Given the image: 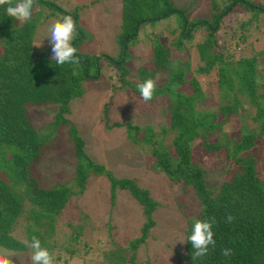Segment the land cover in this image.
<instances>
[{"label": "trees", "instance_id": "obj_1", "mask_svg": "<svg viewBox=\"0 0 264 264\" xmlns=\"http://www.w3.org/2000/svg\"><path fill=\"white\" fill-rule=\"evenodd\" d=\"M211 2L209 16L190 20L171 0H123L121 29L115 40L118 58L78 51L80 63L63 66L53 62L51 56L39 54L36 58L34 38L40 25L49 17L74 16L75 13L77 25V12H64L51 0H36L32 18L21 24L7 16V5L0 6V248L12 253L30 250L12 236L13 228L25 216L26 241L30 243L33 236L37 237L42 247L57 258L55 263L64 260L63 264H66L68 256L77 259L83 251L89 255L92 247L77 241L82 227H75L74 235L63 238V242L51 240L57 219L70 199L81 197L91 178L103 177L111 183L112 207L115 205L114 191L119 187L137 202L144 224L139 237L128 241V247H120L111 241L117 248L104 249L100 255L102 263L149 264L148 261L139 262L137 257L155 225L152 217L159 203L151 199L147 191L138 189L134 180L115 179L104 166L97 165L86 153L85 142L70 119L71 102L83 97L86 81L101 79V63L107 60L116 74L114 78L111 76L112 80L116 79V88L130 90L143 101L137 85L149 78L161 79L157 82L155 98L147 103L151 104L161 96L171 99L165 110L170 115L168 125H162L158 133L148 126L143 129L131 123L125 126L131 143L150 147L156 170L163 172L173 184H182L184 190L190 188L199 202V214L186 223L182 260L186 264H264V175L260 176L256 165L264 135V71L261 68L264 50L236 59L238 44L230 50L233 40L226 39L228 47H223L222 37L217 35L223 18L238 8L251 14L249 21L242 25L244 29L253 23L260 27L259 23L264 22V5L256 0ZM171 17L176 21L169 20ZM77 32L76 48L92 37L78 26ZM165 32L176 37L166 45L158 38ZM201 32H205V37L196 42ZM153 36L156 37L151 40ZM244 38L241 37L240 42H244ZM146 41L151 42L147 54L135 45ZM129 46L138 50L139 57L146 54L149 59L147 65L137 68V80L133 83L125 67L131 58ZM192 50L197 55L194 69ZM213 73L217 74L215 87L204 92L200 78ZM183 86L190 89V95L178 91ZM211 91L217 93L215 100L207 98ZM242 97L254 115L245 111ZM109 105L105 107L106 111ZM28 106L56 108L53 122L36 126L28 114ZM249 119L256 122L257 127L251 128ZM231 124L236 132L229 135L225 128ZM168 136L172 138L166 147L163 143ZM58 139L61 142L66 139L72 145L76 168L71 185L68 182L44 189L40 187L35 168L42 160L43 150L55 149ZM197 140L201 143V151L219 157L223 154L218 163L221 169L235 166L230 177L218 187L207 186L205 177L210 169L194 162L192 153ZM229 214L234 217L231 223L227 222ZM212 217L216 219L213 226L216 247L210 249L206 257L193 260V246L188 240L193 223ZM96 247L98 250L103 248ZM224 248L232 249L233 255L224 257Z\"/></svg>", "mask_w": 264, "mask_h": 264}, {"label": "rangeland", "instance_id": "obj_2", "mask_svg": "<svg viewBox=\"0 0 264 264\" xmlns=\"http://www.w3.org/2000/svg\"><path fill=\"white\" fill-rule=\"evenodd\" d=\"M55 2L61 10L67 13H78L76 20L78 29H82L86 34L91 35L89 41L77 45L81 53L89 55H108L112 59L118 58V48L116 38L121 29V8L123 0H51ZM212 0H171L178 8L186 12L190 20L209 16ZM264 5V0H256ZM66 16V15H62ZM75 16V13H74ZM72 15V17L74 18ZM61 16L49 17L40 25L35 35L33 52L36 58L40 56H52L48 29L52 23L62 19ZM251 14L239 9L223 18L218 37L223 43V47H228L226 39L233 45L230 50L236 47V59L241 55L250 57L264 50V22H260V27L256 23L247 29L242 27L243 23L249 21ZM176 21L171 17L169 20ZM162 22V21H161ZM160 22V23H161ZM164 22V21H163ZM162 22V23H163ZM166 23H163L164 26ZM173 27V23H170ZM163 44H168L176 37L168 32L159 35ZM245 36L244 42L240 38ZM156 36L151 37V40ZM205 32L199 33L196 42L202 41ZM225 41V43H224ZM40 45V46H35ZM136 48L143 49L146 54L150 52L151 42H138ZM130 47V46H129ZM169 49L171 47H168ZM134 47H130V61L125 65L129 70L131 82L137 80V68L148 64L146 54L139 57V52ZM192 69L196 63V52L191 51ZM181 59V57H176ZM264 59V57H262ZM235 59V60H236ZM116 60V59H115ZM105 64L107 65L105 68ZM117 64V63H115ZM102 75L98 81H86L83 85L84 95L71 102L70 119L74 122L80 136L85 142V151L97 165L104 166L106 171H110L115 179L134 180L138 189L147 191L151 199L159 203V207L153 214L154 227L150 230L145 244L138 251V261H148L149 264H186L183 258L185 251L186 223L199 214L200 205L196 201L194 192L190 188H185L182 184H173L167 180L163 172L156 170L155 159L150 155V147L146 145L138 146L133 141L128 140L126 124L131 123L139 128H153L154 132H159L162 125H168L169 113H166V106L170 103L169 97H160L153 103H146L127 89L116 88V77L112 70L111 63L102 61ZM264 71V65H261ZM167 74H165L166 77ZM216 73L211 76L201 77V86L204 92L215 87ZM113 77V78H114ZM161 79H157V82ZM179 92L190 95V89L181 87ZM217 93L211 91L207 98L215 100ZM110 103L108 110L105 107ZM241 103L246 112H252L245 98H241ZM28 114L36 126H41L48 122H53L56 108L50 106H28ZM254 115V112H252ZM234 120H232V123ZM251 128L257 127L252 119L248 121ZM123 124V126H114ZM235 126L231 124L225 131L232 135L236 132ZM159 138H161L159 136ZM172 136H168L164 145L168 147ZM262 150L259 160L257 159V169L260 176L264 175V135L261 139ZM200 141H196L193 146L192 157L194 162L199 163L206 169H210L205 180L208 187H218L232 174L235 166L232 164L225 169L220 168V157L201 151ZM41 162L35 168L39 175L40 187L52 189L56 185L70 183L76 168V160L73 157L72 145L63 139L57 140L55 149L46 148L42 152ZM89 186L81 197H72L68 206L57 219L55 234L52 240L57 239L63 242V238L73 236L75 227H82L81 234L77 241L80 245L87 243L92 247L90 254L84 251L79 253L77 259L69 258L66 264H103L100 258L101 252L105 249L109 251L115 249L111 241L118 243L120 247H128V241L139 237V233L144 224L142 211L137 202L128 192L121 188L114 191L115 205L110 202V180L106 178H91ZM71 185V183H70ZM27 203V202H26ZM29 208V203H27ZM87 215V216H86ZM25 216L21 217L17 225L12 230V236L19 242H25L24 235ZM97 245L103 247L97 249ZM81 249H84L81 247ZM3 248H0L2 251ZM58 252V251H57ZM56 252V253H57ZM11 253L10 258L13 264H32L30 255L31 249L27 252ZM55 253V254H56ZM128 256H130L128 254ZM182 256V257H181ZM57 258H54L56 260ZM64 259V258H62ZM64 260H59L55 264H63Z\"/></svg>", "mask_w": 264, "mask_h": 264}, {"label": "clouds", "instance_id": "obj_3", "mask_svg": "<svg viewBox=\"0 0 264 264\" xmlns=\"http://www.w3.org/2000/svg\"><path fill=\"white\" fill-rule=\"evenodd\" d=\"M36 0H0V6L6 7L7 16L13 18L19 23H25L32 18L33 9ZM51 43V60L56 64L63 66L65 64H79L80 60L77 56L78 49L74 47V41L79 36L77 32L76 21L71 15L63 16L62 19L52 23L48 29ZM40 46V45H35ZM140 96L144 102H150L155 98L157 81L155 79H146L143 83L137 85ZM232 215L227 216V222H233ZM216 224L215 217L209 220H195L193 223L192 233L188 240L193 246L192 258L206 257L210 249L216 247L214 239L213 226ZM31 249L30 259L32 264H55L54 256L48 249L42 247L41 241L33 236L30 243L24 242ZM224 257L233 255L230 248L222 249ZM11 253L8 249L0 251V264H13L10 258Z\"/></svg>", "mask_w": 264, "mask_h": 264}]
</instances>
